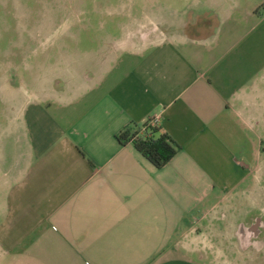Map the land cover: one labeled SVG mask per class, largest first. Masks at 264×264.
I'll list each match as a JSON object with an SVG mask.
<instances>
[{"label": "crops", "instance_id": "0c3cea01", "mask_svg": "<svg viewBox=\"0 0 264 264\" xmlns=\"http://www.w3.org/2000/svg\"><path fill=\"white\" fill-rule=\"evenodd\" d=\"M201 1L180 34L103 44L96 66L63 69L25 106V157L0 185V264H204L195 232L264 153V0ZM154 118L180 148L161 170L118 140Z\"/></svg>", "mask_w": 264, "mask_h": 264}, {"label": "rangeland", "instance_id": "374dc122", "mask_svg": "<svg viewBox=\"0 0 264 264\" xmlns=\"http://www.w3.org/2000/svg\"><path fill=\"white\" fill-rule=\"evenodd\" d=\"M201 2L0 0V185L17 177L25 157V106L50 98L62 85L60 76L67 79L63 69L96 66L103 44L168 41L184 29L180 20L199 15ZM261 157L249 185L195 232L194 256L204 264H264V153Z\"/></svg>", "mask_w": 264, "mask_h": 264}, {"label": "trees", "instance_id": "16d2710c", "mask_svg": "<svg viewBox=\"0 0 264 264\" xmlns=\"http://www.w3.org/2000/svg\"><path fill=\"white\" fill-rule=\"evenodd\" d=\"M148 122L139 127H127L118 135V140L122 145L132 143L143 157L161 170L172 161L180 148L168 135L160 134V130Z\"/></svg>", "mask_w": 264, "mask_h": 264}, {"label": "built area", "instance_id": "2783aa9c", "mask_svg": "<svg viewBox=\"0 0 264 264\" xmlns=\"http://www.w3.org/2000/svg\"><path fill=\"white\" fill-rule=\"evenodd\" d=\"M158 118H154V119H150V121L148 122V124L152 127H157L158 125Z\"/></svg>", "mask_w": 264, "mask_h": 264}]
</instances>
